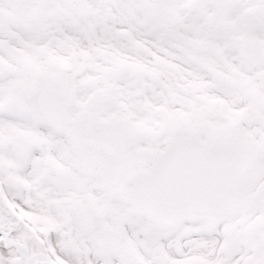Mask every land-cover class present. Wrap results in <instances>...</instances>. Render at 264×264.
<instances>
[{"label": "snow or ice", "instance_id": "obj_1", "mask_svg": "<svg viewBox=\"0 0 264 264\" xmlns=\"http://www.w3.org/2000/svg\"><path fill=\"white\" fill-rule=\"evenodd\" d=\"M0 264H264V0H0Z\"/></svg>", "mask_w": 264, "mask_h": 264}]
</instances>
